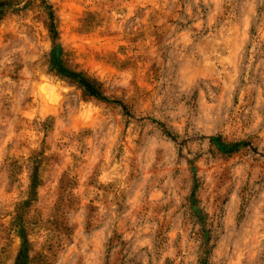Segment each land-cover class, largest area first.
Segmentation results:
<instances>
[{"label": "rangeland", "instance_id": "374dc122", "mask_svg": "<svg viewBox=\"0 0 264 264\" xmlns=\"http://www.w3.org/2000/svg\"><path fill=\"white\" fill-rule=\"evenodd\" d=\"M0 264H264V0H0Z\"/></svg>", "mask_w": 264, "mask_h": 264}, {"label": "trees", "instance_id": "16d2710c", "mask_svg": "<svg viewBox=\"0 0 264 264\" xmlns=\"http://www.w3.org/2000/svg\"><path fill=\"white\" fill-rule=\"evenodd\" d=\"M53 56L54 66L60 73L65 74L66 76L74 80L76 83H78L88 95L99 98H106L102 91L94 83H92L84 74H82V72L69 69L60 62V59L58 58L59 50Z\"/></svg>", "mask_w": 264, "mask_h": 264}]
</instances>
